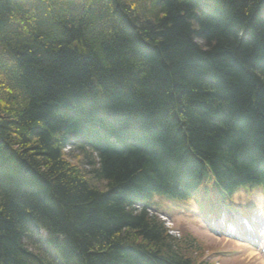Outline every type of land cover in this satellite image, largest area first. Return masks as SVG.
I'll return each instance as SVG.
<instances>
[{
  "label": "trees",
  "instance_id": "trees-1",
  "mask_svg": "<svg viewBox=\"0 0 264 264\" xmlns=\"http://www.w3.org/2000/svg\"><path fill=\"white\" fill-rule=\"evenodd\" d=\"M206 176L264 184V0H0V264H201L134 204Z\"/></svg>",
  "mask_w": 264,
  "mask_h": 264
},
{
  "label": "rangeland",
  "instance_id": "rangeland-1",
  "mask_svg": "<svg viewBox=\"0 0 264 264\" xmlns=\"http://www.w3.org/2000/svg\"><path fill=\"white\" fill-rule=\"evenodd\" d=\"M256 199H258V196L256 195ZM171 212L174 214L176 220L172 222V225L178 230L179 236L180 235H187V234H193L200 237L198 239V242L200 243L199 250H196L191 256H193V260L199 261L201 264H206L204 260H200V257L207 259L208 263L214 264V261L216 263L219 262V264H263V255L264 252H262L261 248L264 244V237H257V239H251V236L253 235L256 237L255 232L246 235V227H242L239 230H236V233L240 235L239 236H248L246 239V243H250L249 246L245 245L243 240L241 239H235L233 236H236L233 230L231 229L232 235L231 238H228L225 236V238L215 237L213 233L206 232L203 228L207 229V226L200 224L201 226L192 223L189 219L181 217L182 213L179 212L178 208L176 206H171ZM171 214V215H172ZM186 219L187 221L183 220ZM203 227V228H202ZM180 228V229H179ZM259 228V225H258ZM256 228V232L257 229ZM251 230L255 231V227L251 228ZM176 235V234H175ZM229 236V235H228ZM227 237V238H226ZM257 242L258 245H255L254 243ZM236 249L238 253H241L239 257H232L230 259H226V261H220V256L216 253L213 254L212 251H224L228 249ZM191 252V250H189Z\"/></svg>",
  "mask_w": 264,
  "mask_h": 264
},
{
  "label": "bare ground",
  "instance_id": "bare-ground-1",
  "mask_svg": "<svg viewBox=\"0 0 264 264\" xmlns=\"http://www.w3.org/2000/svg\"><path fill=\"white\" fill-rule=\"evenodd\" d=\"M91 139V141H95L96 139V135L94 134V132H92L91 136H89V140ZM100 141H102V139L100 138ZM109 144V141L106 142L105 144V149H107V146ZM115 144H117V142L115 141ZM212 179H214V177H212ZM214 182L217 184V182L215 181L214 179ZM218 185V184H217ZM239 183L237 182H234L232 183L230 186H225L223 187L221 184H219L220 187L223 188V190L225 191L228 199H229V202H235V199L234 197H236L238 194H239V187H238ZM194 188L193 184L190 185L189 187L185 188V189H181L182 192H186V191H190ZM199 189L200 187H197V188H194L190 195H189V198L190 199H193L195 200L198 195H199Z\"/></svg>",
  "mask_w": 264,
  "mask_h": 264
}]
</instances>
